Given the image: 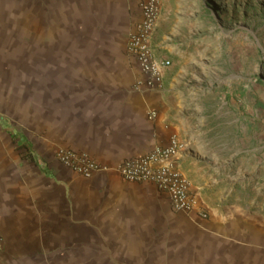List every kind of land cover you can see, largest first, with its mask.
Instances as JSON below:
<instances>
[{
  "label": "crops",
  "instance_id": "0c3cea01",
  "mask_svg": "<svg viewBox=\"0 0 264 264\" xmlns=\"http://www.w3.org/2000/svg\"><path fill=\"white\" fill-rule=\"evenodd\" d=\"M164 2L151 47L171 64L149 89L127 49L138 0H0V264H264V201L221 170L206 55L182 43L185 5L176 29ZM172 137L190 212L116 169ZM61 147L110 168L86 177L58 162Z\"/></svg>",
  "mask_w": 264,
  "mask_h": 264
},
{
  "label": "rangeland",
  "instance_id": "374dc122",
  "mask_svg": "<svg viewBox=\"0 0 264 264\" xmlns=\"http://www.w3.org/2000/svg\"><path fill=\"white\" fill-rule=\"evenodd\" d=\"M164 3L168 11L166 27L177 20L175 9L185 5L183 9L187 12L179 16L184 18L180 26L181 35L185 36L182 43L195 46L194 52L206 55L203 80L207 92L203 102L205 113L211 116L205 121L217 125L222 135L213 137L219 158L226 159L225 169L221 170L233 176L245 175L243 178L252 188L246 193L241 189V194L256 195L263 202L264 0H165ZM194 85L198 87L197 79Z\"/></svg>",
  "mask_w": 264,
  "mask_h": 264
},
{
  "label": "built area",
  "instance_id": "2783aa9c",
  "mask_svg": "<svg viewBox=\"0 0 264 264\" xmlns=\"http://www.w3.org/2000/svg\"><path fill=\"white\" fill-rule=\"evenodd\" d=\"M140 20L127 36V49L136 60L145 75V85L149 89L161 86L162 72L169 67L168 58L157 59L151 47V36L155 29L160 0H138ZM155 111L150 115L154 116ZM184 147L176 137H172L165 146L157 147L142 156L128 159L119 164L117 171L129 181H152L168 194L173 208L190 212L196 208L195 196L190 191V184L176 164V156ZM58 162L86 177L109 166L91 159L84 153L61 147L56 150ZM202 216L207 214L202 211ZM3 249V237L0 232V252Z\"/></svg>",
  "mask_w": 264,
  "mask_h": 264
}]
</instances>
